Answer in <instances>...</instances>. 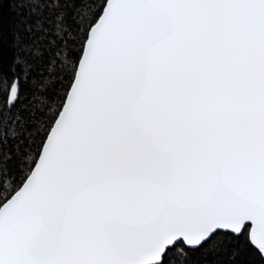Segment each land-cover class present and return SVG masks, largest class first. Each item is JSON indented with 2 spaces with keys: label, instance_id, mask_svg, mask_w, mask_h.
Masks as SVG:
<instances>
[{
  "label": "snow or ice",
  "instance_id": "snow-or-ice-1",
  "mask_svg": "<svg viewBox=\"0 0 264 264\" xmlns=\"http://www.w3.org/2000/svg\"><path fill=\"white\" fill-rule=\"evenodd\" d=\"M8 2L0 264H264V0Z\"/></svg>",
  "mask_w": 264,
  "mask_h": 264
},
{
  "label": "trees",
  "instance_id": "trees-1",
  "mask_svg": "<svg viewBox=\"0 0 264 264\" xmlns=\"http://www.w3.org/2000/svg\"><path fill=\"white\" fill-rule=\"evenodd\" d=\"M11 9L12 6L8 0H5V2L0 5V10H2L3 20L6 26L9 25L12 20Z\"/></svg>",
  "mask_w": 264,
  "mask_h": 264
}]
</instances>
